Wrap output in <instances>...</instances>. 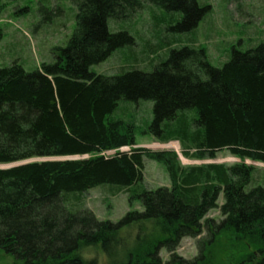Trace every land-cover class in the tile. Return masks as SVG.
I'll return each mask as SVG.
<instances>
[{
	"label": "trees",
	"instance_id": "obj_1",
	"mask_svg": "<svg viewBox=\"0 0 264 264\" xmlns=\"http://www.w3.org/2000/svg\"><path fill=\"white\" fill-rule=\"evenodd\" d=\"M146 1L182 14L176 32L194 29L207 9L198 0ZM75 5V29L57 49L56 62L32 72L16 61L0 68V166L34 159L0 168V256L22 264H101L81 254L93 247L107 264H264V188L245 189L252 166L183 168L174 151L135 147L132 125L110 118L121 100H149V130L160 142L179 141L185 158L212 159L226 150L240 161L264 164V45L233 49L221 68L202 48L184 46L151 72L98 75L92 65L132 43L126 32H111L108 21L125 18L140 0ZM188 112L196 115L192 126ZM108 151L114 153L101 155ZM71 157L77 158L65 159ZM145 157L164 165L169 187L133 189L143 179ZM102 185L120 187L142 210L116 222L74 211L80 195ZM220 194L216 223L207 214ZM133 228L129 247L125 232ZM185 237H198L192 259L175 253ZM221 237L222 261L215 253Z\"/></svg>",
	"mask_w": 264,
	"mask_h": 264
},
{
	"label": "rangeland",
	"instance_id": "obj_2",
	"mask_svg": "<svg viewBox=\"0 0 264 264\" xmlns=\"http://www.w3.org/2000/svg\"><path fill=\"white\" fill-rule=\"evenodd\" d=\"M75 1L0 0V68L16 61L24 70L32 72L42 64L56 62L57 49L66 46L75 29ZM198 3L207 7L201 20L191 31L176 32L172 27L180 21V12H166L146 0H140V7H135L125 18L108 21L111 32H126L132 38V43L117 48L104 61L92 65L90 71L104 76H114L130 70L151 72L168 58L171 50L184 46L202 48L209 63L221 68L231 58L233 49L246 51L264 45V0H198ZM185 114L188 124L192 126L191 118L196 115L193 112ZM110 118L132 125L137 148L174 151L183 168L206 164L231 166L243 162L254 168L251 181L245 189L248 191L256 186L264 188L263 163L240 161L226 150L219 151L212 159L185 158L179 141L160 142L149 130L153 120L152 101L121 100ZM166 124L162 125L164 134L167 133ZM169 129L173 130V122ZM170 134L173 132L170 131ZM126 150L128 149H122ZM143 163V179L133 189L155 190L170 186L163 164L146 157ZM222 203L220 194L217 208L207 214L216 223L222 219L218 208ZM71 207L74 211H89L98 220L110 222L118 221L129 210H142L138 202L129 204L128 193L115 185H102L88 190ZM136 233L134 228L125 232V242L129 247L132 246ZM203 235L205 232L201 236ZM197 240L198 237L183 238L175 253L185 259L196 257L199 252ZM225 248V238L221 237L215 251L220 261L225 258ZM81 254L85 259L96 258L101 264H107L106 257L97 248H84ZM160 256L163 261L169 257L165 250L160 251ZM0 264L22 262L3 254L0 256Z\"/></svg>",
	"mask_w": 264,
	"mask_h": 264
},
{
	"label": "water",
	"instance_id": "obj_3",
	"mask_svg": "<svg viewBox=\"0 0 264 264\" xmlns=\"http://www.w3.org/2000/svg\"><path fill=\"white\" fill-rule=\"evenodd\" d=\"M75 158H77V157H71V158H65V159H75ZM45 160H52V159H45ZM32 161L33 160L21 161V162L13 163V164H10V165H6L5 167L0 166V168H9V167H13V166L23 165V164H26V163H29V162H32Z\"/></svg>",
	"mask_w": 264,
	"mask_h": 264
},
{
	"label": "built area",
	"instance_id": "obj_4",
	"mask_svg": "<svg viewBox=\"0 0 264 264\" xmlns=\"http://www.w3.org/2000/svg\"><path fill=\"white\" fill-rule=\"evenodd\" d=\"M113 152H114V151L103 152V153H101V155L107 156V155L112 154Z\"/></svg>",
	"mask_w": 264,
	"mask_h": 264
}]
</instances>
